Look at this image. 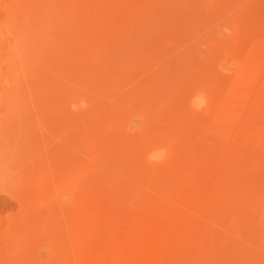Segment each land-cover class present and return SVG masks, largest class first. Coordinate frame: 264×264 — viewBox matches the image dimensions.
Here are the masks:
<instances>
[{
    "label": "rangeland",
    "instance_id": "obj_1",
    "mask_svg": "<svg viewBox=\"0 0 264 264\" xmlns=\"http://www.w3.org/2000/svg\"><path fill=\"white\" fill-rule=\"evenodd\" d=\"M0 264H264V0H0Z\"/></svg>",
    "mask_w": 264,
    "mask_h": 264
}]
</instances>
